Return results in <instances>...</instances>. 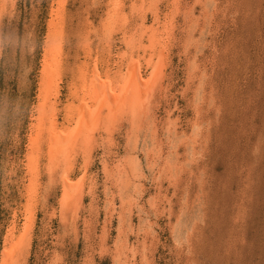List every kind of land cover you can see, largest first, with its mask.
<instances>
[{"label": "rangeland", "instance_id": "1", "mask_svg": "<svg viewBox=\"0 0 264 264\" xmlns=\"http://www.w3.org/2000/svg\"><path fill=\"white\" fill-rule=\"evenodd\" d=\"M141 3L0 0V264H264V0ZM128 59L144 86L130 83L116 115L98 110L90 143L65 164L82 194L62 207L49 132L75 125L84 79L119 86Z\"/></svg>", "mask_w": 264, "mask_h": 264}, {"label": "bare ground", "instance_id": "2", "mask_svg": "<svg viewBox=\"0 0 264 264\" xmlns=\"http://www.w3.org/2000/svg\"><path fill=\"white\" fill-rule=\"evenodd\" d=\"M7 1V0H6ZM121 1V0H120ZM143 1L144 0H142V3H143ZM4 2V1H3ZM139 3V2H138ZM139 4V6H140V8H139V11L141 12V10H144V4ZM147 3V2H146ZM4 4V3H3ZM5 4L7 5V2H5ZM8 4H9V2H8ZM10 4H12V3H10ZM115 5H116V3H114ZM120 4V3H119ZM135 4V3H134ZM1 5H2V3H1ZM11 6V5H10ZM110 6V5H109ZM148 6V5H147ZM173 6V5H172ZM177 6V5H176ZM2 7H5V6H2ZM12 7V6H11ZM119 7H120V9H121V6L119 5ZM0 9H1V7H0ZM6 9V8H5ZM62 9H63V7H62ZM115 9V8H114ZM119 9V8H118ZM173 9V8H172ZM9 10V9H8ZM111 10H113V9H111ZM132 10V9H131ZM136 10V9H135ZM146 10V9H145ZM115 11V10H114ZM118 11V10H117ZM120 11V10H119ZM134 11V10H133ZM137 11V10H136ZM135 11V12H136ZM3 12V11H2ZM108 13V12H107ZM1 14V13H0ZM64 14V13H63ZM109 14V13H108ZM4 15V14H3ZM118 15H120V14H118ZM56 16H57V13H56ZM59 16V15H58ZM105 16V15H104ZM110 16V15H109ZM145 16V15H144ZM138 17V16H137ZM106 18V17H105ZM132 18H133V16H132ZM164 18V17H163ZM114 19V18H113ZM116 19V18H115ZM124 19H125V17H124ZM133 20V19H132ZM156 20H157V18H156ZM168 20V19H167ZM118 21V20H117ZM127 21V20H126ZM136 21V20H135ZM140 21V20H139ZM144 21H145V19H144ZM111 22V21H110ZM158 22V21H157ZM124 23V22H123ZM129 23V22H128ZM140 23V22H139ZM139 23H137V24H139ZM144 23V22H143ZM116 24V23H115ZM161 24V23H160ZM166 24V23H165ZM128 25V24H127ZM134 25V24H133ZM141 25V24H140ZM53 26V25H52ZM51 26V27H52ZM60 26V25H59ZM111 26V25H110ZM121 26V25H120ZM129 26V25H128ZM135 26V25H134ZM134 26H133V28H134ZM155 26V25H154ZM163 26V25H162ZM167 26V25H166ZM165 26V27H166ZM131 27H132V25H131ZM130 27V28H131ZM158 27H160V26H158ZM59 28V27H58ZM124 29L126 28V27H123ZM128 28V27H127ZM150 28V27H149ZM56 29V28H55ZM109 29H110V27H109ZM138 29V28H137ZM143 29V28H142ZM151 30H152V28H150ZM161 29V28H160ZM134 30V29H133ZM148 30L149 31V33L148 32H145L146 33V35H147V37H148V39H150V38H155V36L157 37V39L159 38V36H158V34L157 33H155L156 31L155 30ZM165 30L167 31V29L165 28ZM58 31H59V29H58ZM57 31V32H58ZM61 31V30H60ZM123 31V30H122ZM131 31V30H130ZM130 31H128V32H130ZM142 31V30H141ZM145 31V30H144ZM57 32H56V34H57ZM115 32V31H114ZM163 32V31H162ZM52 33V32H51ZM58 33H61V32H58ZM111 34H112V32H110ZM127 33V32H126ZM134 33V32H133ZM132 33V34H133ZM148 33V34H147ZM164 33H168L169 34V32H164ZM55 33L53 32V36H52V34L50 35V36H48L49 38V41L48 42H50V43H48V46H47V49H46V51H45V56H47L48 55V53L49 52H52L53 50H54V43H56V41L54 42V40H55V35H54ZM128 34V33H127ZM131 33H130V35L129 36H131L132 35ZM142 34V33H141ZM161 34H163V33H161ZM58 35V34H57ZM138 35H140L139 33H138ZM144 36V35H143ZM60 38H61V36H59ZM126 37V36H125ZM128 37V36H127ZM132 37H134V36H132ZM130 38L129 39V41L127 42V44H126V46L127 47H130V48H128L129 50H133L138 44H136L138 41H141L140 39L139 40H137V39H134V38ZM135 37H138V36H136L135 35ZM139 37H141V36H139ZM161 38V37H160ZM143 39V38H142ZM169 39V38H168ZM62 40V39H61ZM123 41V40H122ZM161 41V40H160ZM164 41V40H163ZM162 41V42H163ZM86 42V41H85ZM169 44V43H168ZM154 45V44H153ZM61 47V46H60ZM126 47V48H127ZM155 47V46H154ZM135 49H137V48H135ZM163 50V49H162ZM134 51V50H133ZM54 52V51H53ZM131 53H133V52H131ZM56 54H57V52H56ZM55 54V55H56ZM61 54V53H60ZM149 54V53H148ZM128 55H130V53L128 54ZM50 56V55H49ZM126 56V55H125ZM128 57H130V56H128ZM127 57V58H128ZM152 57H154L153 55L151 56V58ZM156 57V60L157 61H159V58L157 57V56H155ZM47 58V57H46ZM127 58H126V60H127ZM140 58V57H139ZM49 59H51V58H49ZM48 59V64H47V67L44 69V74H45V77L46 78H48V77H50V75H51V73H52V70L54 71V68L55 67H53L54 65H51V63H50V61L51 60H49ZM155 59V58H154ZM53 60V59H52ZM54 60H56V59H54ZM129 60V59H128ZM58 61V60H57ZM138 62L139 61H137V65L139 66V64H138ZM126 65H127V63H125ZM149 64L151 65V64H153L152 63V61L151 62H149ZM163 64V63H162ZM165 64V63H164ZM160 65V64H159ZM82 66V65H81ZM137 67V66H136ZM160 67V66H159ZM126 69H127V71H126V73H127V75L123 78V80H122V82L120 83V85L119 86H114L113 84H112V81L113 80H109V76H106L105 77V79H104V81L101 79V77H99V74L98 73H96L95 71H94V74L92 75V77H91V79L89 80V83L88 82H86V79H84V86H85V88H84V90H83V93H86L87 92V90L89 91V93L87 92V94H89V95H84V97H82V99H81V101L79 102L80 103V109L77 111V113L78 114H76L77 115V121L75 122V125L73 126V128H71V130H65V131H67V132H65V134H62V135H60L58 138H55L54 136H52L51 137V135H52V132H49V134H50V138L48 139L49 140V142H48V144H47V148H48V159L50 158V164H51V166L52 167H50V169H51V171L54 173V171H56L57 170V172H58V174L61 176V181H62V188H63V194H61L62 195V199L60 200L61 201V205H62V207H64V206H68V204H69V201H72L73 200V198L74 197H79L82 193H81V191H82V187L84 186V184H85V179L84 178H82V179H80V181L78 182V184H72L71 182H69V179H68V166L66 167L65 166V164L66 165H68V164H71L70 162H72V160L74 159V155H75V151H77V149H78V151L79 150H83V148L81 149V148H79L81 145H82V143L84 144V145H87L88 146V144L90 143V138H89V135H88V132L89 131H92L95 127H97V126H95L96 125V123H98V119H99V117H100V115L98 114V110H102L103 108L104 109H106V111H107V113H108V115H106V117H110V116H112V115H116V113H119L120 112V110L122 109V101L124 102V100H125V97L127 96V95H125L126 93H127V90H128V88H130L129 86H130V83H132L133 84V86L136 84V85H142V87L144 86V84H143V82L141 81V78H140V74H139V69L138 68H133V66L131 65V61L129 60V67H126ZM160 69V68H159ZM162 69V68H161ZM85 70V69H84ZM58 71V70H57ZM158 71V70H157ZM55 72V71H54ZM59 72V71H58ZM124 72V71H123ZM132 72V73H131ZM154 72H156V70L154 71ZM159 72V71H158ZM86 73V72H85ZM93 73V72H92ZM120 73V72H119ZM157 73V72H156ZM60 74V73H59ZM118 74V73H117ZM121 74V73H120ZM154 74V73H153ZM159 74V73H158ZM87 75V74H86ZM137 75V76H136ZM156 75V74H155ZM208 75V74H207ZM60 76V75H59ZM80 76H82V75H80ZM85 76V75H84ZM114 76V75H113ZM154 76V75H153ZM152 76V77H153ZM53 78H55V77H53ZM53 78H51V79H53ZM89 78V77H88ZM115 78V77H114ZM113 78V79H114ZM158 78H159V76H158ZM56 79V78H55ZM150 79V78H149ZM57 80V79H56ZM115 80H116V78H115ZM157 80V79H156ZM156 80H155V82H156ZM158 80H160V79H158ZM47 81V80H46ZM45 81V82H46ZM54 81V80H53ZM103 81V82H102ZM154 81V80H153ZM56 82V81H55ZM147 82H149V81H147ZM47 83V82H46ZM48 84V83H47ZM116 84V83H115ZM117 85H118V81H117ZM41 86V85H40ZM82 86V85H81ZM145 86H147V84H145ZM46 87H48V85H46ZM148 87V86H147ZM159 87V86H158ZM149 88V87H148ZM151 88V87H150ZM47 89V88H46ZM51 89V88H50ZM53 89V88H52ZM132 89V88H131ZM138 89V88H137ZM155 89V88H154ZM81 90V89H80ZM130 90V89H129ZM128 90V91H129ZM135 90H136V87H135ZM156 90V89H155ZM158 90V89H157ZM115 91H117V94H116V92ZM152 91H154V90H152ZM40 92V91H39ZM47 92V91H46ZM82 92V91H81ZM130 92V91H129ZM150 92V91H149ZM119 93V94H118ZM133 93H135V92H133ZM41 95H43V93L41 94ZM40 95V96H41ZM48 95H51V94H49L48 93ZM92 95H94V99L93 100H95L96 102V106H91V108L89 107L88 108V106L89 105H87V103L86 102H88L87 100L88 99H91V97H92ZM125 95V96H124ZM144 95V94H143ZM53 96V95H52ZM133 96V95H132ZM135 96H136V93H135ZM135 96H133V97H131L132 98V100L130 99V101H132L134 104H136L137 103V105H138V101H140L139 99H140V95H137L136 96V98H137V102L133 99V98H135ZM142 96V95H141ZM147 96V95H146ZM46 97V96H45ZM44 96H42V99H41V103H40V107H39V114H40V119L38 120L39 121V123H43V122H45V115H46V117H48L49 116V113H47V107H48V104H49V101L47 100V98H45ZM128 97V96H127ZM52 98V97H51ZM87 98V99H86ZM130 98V97H129ZM135 98V99H136ZM127 99V98H126ZM49 100H51V99H49ZM152 100V99H151ZM150 101H148V103H149ZM125 103V102H124ZM130 103V102H129ZM142 103V102H141ZM151 103H152V101H151ZM89 104V103H88ZM126 104V103H125ZM147 104V103H146ZM129 105H131V104H129ZM93 107V108H92ZM137 107V106H136ZM71 108H72V106H71ZM125 108V107H124ZM137 108H139V107H137ZM195 108V107H194ZM51 109V108H50ZM64 109V108H63ZM56 110V109H55ZM74 111V110H73ZM133 111H134V109H133ZM139 111V110H138ZM141 111V110H140ZM52 112V111H51ZM130 112V111H129ZM131 114V113H130ZM51 116V115H50ZM53 116V115H52ZM135 116V115H134ZM137 116H139V114L137 115ZM133 117V116H132ZM49 118V117H48ZM103 119L102 120H104V117H102ZM47 119V118H46ZM112 120H114L113 119V117L111 118ZM137 119V118H136ZM53 120V119H52ZM101 120V121H102ZM110 120V119H109ZM135 120V119H134ZM145 120V119H144ZM48 121V120H47ZM129 121V120H128ZM55 122V121H54ZM109 122V121H108ZM144 122V121H143ZM100 123V122H99ZM139 123H140V121H139ZM102 124V123H101ZM113 124V123H112ZM136 124V123H135ZM134 124V125H135ZM141 124V123H140ZM50 125V124H49ZM39 126H43V124H39ZM95 126V127H94ZM99 126V125H98ZM150 126V125H149ZM91 128H93V129H91ZM96 129V128H95ZM194 130L196 131V128H194ZM193 130V131H194ZM41 131V130H40ZM60 131V130H59ZM194 131V132H195ZM45 132V131H44ZM175 132V131H174ZM95 134V133H94ZM93 135V134H92ZM193 135V134H192ZM81 141H80V140ZM193 140V139H192ZM36 147H37V144H36ZM111 147V146H110ZM191 149V148H190ZM34 152H35V146L33 147V150H32V153H31V155H30V157H29V160H28V163L27 164H29V167H30V170L31 171H33V172H35V168H36V162L37 161H39V160H37V158H36V156H35V154H34ZM83 152H85V151H83ZM82 152V153H83ZM190 152V151H189ZM191 153V152H190ZM79 155V153L77 154V156ZM191 156V155H190ZM27 158V157H26ZM170 158V157H169ZM159 159V158H158ZM75 160V159H74ZM130 160V159H129ZM105 161V160H104ZM85 162V161H84ZM167 165V164H166ZM154 166V165H153ZM192 166V165H191ZM28 167V168H29ZM84 167V166H83ZM124 167V166H123ZM49 169V168H48ZM85 169V168H84ZM39 170V169H38ZM50 171V172H51ZM70 171V170H69ZM50 173V174H53V173ZM56 172V173H57ZM172 172V171H171ZM27 173V172H26ZM25 173V174H26ZM67 173V174H66ZM54 175V174H53ZM92 176V175H91ZM110 176V175H109ZM135 176V175H134ZM50 177V176H49ZM80 178V177H79ZM86 178V177H85ZM58 179V178H57ZM30 181V180H29ZM60 181V180H59ZM31 183V182H30ZM34 183V182H33ZM32 183V184H33ZM36 183V182H35ZM51 183V182H50ZM123 184V183H122ZM36 185V184H35ZM35 185H34V187H35ZM61 185V184H60ZM92 185V184H91ZM159 186V185H158ZM86 187V186H85ZM30 188H32V187H30ZM31 190V189H30ZM29 191V190H28ZM143 192V191H142ZM29 193H31V195H32V192H29ZM29 193H28V195H29ZM34 195H35V193H34ZM109 196V195H108ZM31 198H33V197H31ZM75 199V198H74ZM33 200V199H32ZM27 201V200H26ZM170 201V200H169ZM130 202V201H129ZM78 203H80V202H78ZM113 203V202H112ZM75 204V203H74ZM60 205V204H59ZM92 205V204H91ZM62 207H61V209H62ZM75 208V207H74ZM78 209H79V207H77ZM66 209V208H65ZM28 210H29V208H28ZM75 210V209H74ZM30 212V211H29ZM28 212V216L26 217V222H27V224L25 223V225H24V227H23V231L21 232V234L19 235V237L17 238V242L16 243H14V247L12 246V247H10V249L7 251V253L9 252V258L11 257V255L13 254L14 255V253H16V252H14V250H15V248L17 247V246H20L21 245V242H24L25 241V239L27 238V234H28V231H29V221H31V219H32V215L30 214ZM79 212V211H78ZM145 213V212H144ZM59 214V213H58ZM186 216V215H185ZM77 217V216H76ZM123 217V216H122ZM67 218V217H66ZM148 219V218H147ZM70 220V219H69ZM124 220V219H123ZM149 220V219H148ZM62 221V220H61ZM65 221V220H64ZM73 225V224H72ZM68 226H69V224H68ZM68 226H67V230H68ZM74 227V226H73ZM150 227V226H149ZM66 228V227H65ZM64 229V228H63ZM14 230V229H13ZM65 230V229H64ZM11 231V230H10ZM17 231V230H16ZM119 231V230H118ZM65 232V231H64ZM14 233V232H13ZM12 232H11V234H13ZM73 233V232H72ZM75 234V233H74ZM31 237V236H30ZM15 238V237H14ZM9 239H10V242H9V240H7V243L9 244V246H11V242L13 241L12 240V236H9ZM16 244H18L17 246H16ZM20 244V245H19ZM187 245V244H186ZM120 246H121V244H120ZM23 247V246H22ZM29 247V246H28ZM119 247V246H118ZM18 248V247H17ZM19 249V248H18ZM117 250V249H116ZM23 252V251H22ZM119 253V252H118ZM116 254V253H115ZM7 255V254H6ZM119 257V256H118ZM123 257V256H122ZM2 260V259H1ZM126 261V260H125ZM122 262V261H121ZM129 262V261H128ZM2 263V262H1ZM15 263V262H14Z\"/></svg>", "mask_w": 264, "mask_h": 264}]
</instances>
